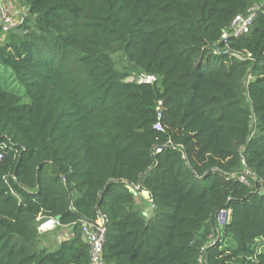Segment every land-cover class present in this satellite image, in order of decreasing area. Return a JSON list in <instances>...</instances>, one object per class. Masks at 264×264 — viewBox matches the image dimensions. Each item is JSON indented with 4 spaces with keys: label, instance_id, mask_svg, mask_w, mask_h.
Returning a JSON list of instances; mask_svg holds the SVG:
<instances>
[{
    "label": "trees",
    "instance_id": "1",
    "mask_svg": "<svg viewBox=\"0 0 264 264\" xmlns=\"http://www.w3.org/2000/svg\"><path fill=\"white\" fill-rule=\"evenodd\" d=\"M15 3L28 17L0 33L14 83L0 75V264H91L82 225L100 216L104 264H264V0ZM53 219L72 229L55 249L40 233Z\"/></svg>",
    "mask_w": 264,
    "mask_h": 264
},
{
    "label": "built area",
    "instance_id": "2",
    "mask_svg": "<svg viewBox=\"0 0 264 264\" xmlns=\"http://www.w3.org/2000/svg\"><path fill=\"white\" fill-rule=\"evenodd\" d=\"M16 0H0V33H8L11 30L21 26L28 17L27 11L16 7ZM260 7L255 5L249 8L246 14H239L232 20L229 28L225 31L223 39L225 42L229 38L238 39L249 34L251 28L257 19ZM227 52H229L227 50ZM139 83L153 84L155 77L152 75H141L138 79ZM160 129V125H156ZM2 155H0L1 160ZM52 223V227L56 228L58 222L49 220L41 225V229ZM107 220L104 216H100L95 223H83L82 234L84 240L90 246L91 264H104L103 261V245L106 235Z\"/></svg>",
    "mask_w": 264,
    "mask_h": 264
},
{
    "label": "rangeland",
    "instance_id": "3",
    "mask_svg": "<svg viewBox=\"0 0 264 264\" xmlns=\"http://www.w3.org/2000/svg\"><path fill=\"white\" fill-rule=\"evenodd\" d=\"M18 5H22L19 1H17ZM0 75H4L7 84L11 87L14 83L9 77V73L0 68ZM127 81H132V78L127 79ZM143 198V200L141 199ZM138 204L141 206L142 210L149 212V209L152 208L150 198L145 199L142 195H139L137 198ZM49 221V220H48ZM53 225H48L41 229L40 233L43 234L44 238L43 244L51 249H55L58 247L61 241L71 236L72 229L70 227L63 228L57 226L56 228L52 227Z\"/></svg>",
    "mask_w": 264,
    "mask_h": 264
},
{
    "label": "water",
    "instance_id": "4",
    "mask_svg": "<svg viewBox=\"0 0 264 264\" xmlns=\"http://www.w3.org/2000/svg\"><path fill=\"white\" fill-rule=\"evenodd\" d=\"M134 194L137 196V195H138V192H134ZM141 195H142L145 199L150 198L148 192H142ZM150 210H152V208H150L149 211H150ZM144 214L147 215V212L144 213ZM58 220H59V218H57V221H58Z\"/></svg>",
    "mask_w": 264,
    "mask_h": 264
},
{
    "label": "crops",
    "instance_id": "5",
    "mask_svg": "<svg viewBox=\"0 0 264 264\" xmlns=\"http://www.w3.org/2000/svg\"><path fill=\"white\" fill-rule=\"evenodd\" d=\"M48 225H52V223H49ZM71 234H72V232H71Z\"/></svg>",
    "mask_w": 264,
    "mask_h": 264
}]
</instances>
